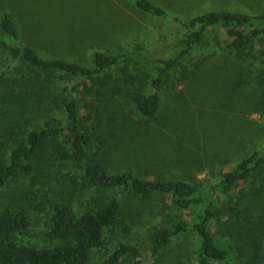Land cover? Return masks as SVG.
<instances>
[{
  "label": "rangeland",
  "instance_id": "rangeland-1",
  "mask_svg": "<svg viewBox=\"0 0 264 264\" xmlns=\"http://www.w3.org/2000/svg\"><path fill=\"white\" fill-rule=\"evenodd\" d=\"M151 1L165 9V17L141 11L133 0H0V21L4 14L10 15L16 30L12 35L0 27V152L9 146V126L14 121L25 120L28 112L35 109L39 114L36 123L48 117L54 91L30 71L16 73L9 68L13 65L8 62L5 44H29L42 56L76 59L86 65H90L94 51L114 53L140 46L136 50L141 56L133 66L146 69L152 58L174 55L179 40L189 32L174 19L176 16L186 20L207 10L264 12V0ZM185 62L188 68L197 64L200 70L165 88L157 118L146 123H140L126 86L112 84L92 89L89 99L103 111L106 142L98 149L102 144L96 139L88 151L109 173L130 169L141 178L194 179L201 180L204 187L215 184L222 173L264 142V105L258 111L254 109L259 106L264 87L257 89L253 81L259 74L257 70L264 77V54L257 58L238 57L221 27L209 29L203 41L192 47ZM42 151H47L45 156L39 153L34 159L39 170L34 187H42L41 193L46 190L55 199H68L77 209L84 208L88 196L82 189L68 185L60 175L61 168L51 159L50 145ZM29 184V178L11 182L3 202H13L16 188ZM110 190L120 199L128 231L106 236L105 245L92 251L93 264H105L119 242L139 244L144 264H195L198 239L193 229L174 238L160 254H150L155 229L169 225L175 216L190 220L191 211H170L163 203L166 196L158 192L144 198L130 190ZM240 195L236 189L225 202V196L216 192L217 208L223 204L234 206ZM263 195L244 198L243 218L228 208H222L219 215L213 209L209 231L228 252L226 260L216 264H259L250 255L257 239L264 243ZM257 208H263L261 218ZM27 209L32 225L23 238L46 243L42 229L49 208ZM251 219L255 222H249ZM128 259L123 254L113 264H126Z\"/></svg>",
  "mask_w": 264,
  "mask_h": 264
},
{
  "label": "trees",
  "instance_id": "trees-1",
  "mask_svg": "<svg viewBox=\"0 0 264 264\" xmlns=\"http://www.w3.org/2000/svg\"><path fill=\"white\" fill-rule=\"evenodd\" d=\"M143 12L165 17L166 11L151 0H133ZM174 19L185 25L189 32L179 40L178 50L170 57L152 58L150 66L136 69L133 66L141 52L140 46L114 53L94 51L90 65L76 59L42 56L33 46L4 47L9 53V68L19 73L24 69L45 80L54 91L50 101L48 117L36 123L38 112L30 110L23 121H14L9 126V146L0 152V264H93L91 254L94 249L106 243V236L118 231H128L122 220L120 199L110 189L118 193L133 191L144 198L158 192L166 196L165 207L176 213L189 210L192 218L187 220L175 216L170 224L155 229L152 235V256L160 254L174 238L193 229L197 235L195 264H216L225 261L228 252L218 244L209 231L213 209L216 214L222 208L235 211L243 218L245 208H241L244 198L258 197L264 193V142L250 150L240 161L220 175L215 184L201 186V180L181 178H141L127 169L109 173L103 163L92 158L89 148L99 139L105 146L104 114L100 107L89 99L92 89L110 87L112 84L128 88V99L137 116L146 123L157 118L161 107L162 92L174 81H182L197 73L200 68L194 64L188 68L185 62L192 47L203 41L206 32L225 28L230 37V46L240 58H257L264 54V12L249 14L240 11L207 10L196 13L186 20ZM0 27L7 33L16 35L14 23L4 14ZM259 46V48H257ZM260 53V54H258ZM9 66V65H8ZM198 69V70H197ZM262 70V69H261ZM253 77L256 87L262 88L263 76ZM0 74V80L2 79ZM44 79V80H43ZM252 83V81L250 82ZM172 86V85H171ZM262 99L255 110L264 105ZM47 145L51 146V159L57 161L60 175L68 185L82 189L87 195L86 206L75 208L68 199L48 196L38 183L39 170L34 159ZM68 170H65L66 167ZM29 178L31 185L17 187L13 202H3V194L11 182H22ZM241 192L234 206H216L215 193L220 192L228 202L235 190ZM264 196V195H263ZM49 208L48 219L44 222L42 234L46 243H32L23 238L30 230L31 216L27 208L42 210ZM240 209L236 210V207ZM258 209V218L263 208ZM249 222L254 223L251 219ZM264 243L257 239L256 248L250 257L264 264ZM127 254L126 264H144L143 252L139 244L119 242L114 253L105 260L113 264Z\"/></svg>",
  "mask_w": 264,
  "mask_h": 264
},
{
  "label": "crops",
  "instance_id": "crops-1",
  "mask_svg": "<svg viewBox=\"0 0 264 264\" xmlns=\"http://www.w3.org/2000/svg\"><path fill=\"white\" fill-rule=\"evenodd\" d=\"M199 4V3H198ZM198 4H196V5H198Z\"/></svg>",
  "mask_w": 264,
  "mask_h": 264
}]
</instances>
